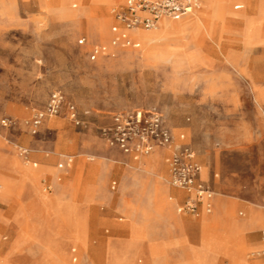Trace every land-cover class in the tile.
I'll return each instance as SVG.
<instances>
[{"label": "rangeland", "instance_id": "rangeland-1", "mask_svg": "<svg viewBox=\"0 0 264 264\" xmlns=\"http://www.w3.org/2000/svg\"><path fill=\"white\" fill-rule=\"evenodd\" d=\"M31 1L0 0V156L17 161L22 172L0 173V264L4 259L18 264H105L103 242L128 236L116 226L139 221L152 231L151 216L142 210L146 195L133 191L139 177L144 178L145 187L154 180L170 192L177 191L169 185L167 164L165 173L148 172L144 165L141 168L144 161L163 165L165 158L156 156V149L141 157L138 167L124 165L122 158L108 153L96 130L111 114L137 108L161 112L175 144L184 136L202 167L201 178L215 193V202L230 204L220 222L223 226L225 220L241 224L239 253L225 247L217 264H264V252L257 247L264 229V0H228L214 35L210 38L202 33L192 39L209 64L184 60L187 50L177 49L185 40L177 37L165 42L170 51L164 54L146 56L141 45L138 50L126 49L92 62L88 59L91 45L109 41L110 0H44L41 7ZM89 1L103 10L101 39L95 30L89 36L93 10ZM235 5L242 8L234 10ZM241 13L262 18L254 25L249 43ZM81 37L86 39L84 45L78 44ZM53 91L62 92L76 106L84 128L58 117L51 119L56 125L46 127L44 123L38 135L30 136L20 122L41 109ZM4 118L15 125L2 127ZM16 145L29 151L28 161L19 156ZM61 156L73 158L65 171L57 168ZM39 157L51 160L44 164L52 171L35 182L47 209L54 208L53 177L68 178L77 160L82 163L80 176L85 175L87 165L108 167L105 192L113 203L122 198V207L113 211L102 198L83 224V248L70 238L76 229L71 216L32 206L27 175L41 168ZM27 162L36 163L37 168ZM112 180L118 185L114 193L109 191ZM170 196L166 195L169 203ZM216 213L215 205L206 216ZM200 217L201 213L193 216ZM150 253L155 255L156 249L150 248ZM146 259L140 255L135 261L143 264ZM162 260L164 264H181L186 259Z\"/></svg>", "mask_w": 264, "mask_h": 264}, {"label": "crops", "instance_id": "crops-1", "mask_svg": "<svg viewBox=\"0 0 264 264\" xmlns=\"http://www.w3.org/2000/svg\"><path fill=\"white\" fill-rule=\"evenodd\" d=\"M227 1L228 0H200L201 5L198 13L195 16H188L189 18H183H187L180 24V26L183 27V33L181 29L179 30L177 24L168 21L160 25L157 31H143L144 34H142V32H139L142 30H138L135 32V34H133V38L140 43V48L141 45H143L145 55L148 56V54L158 55L167 53L168 51H170V49L168 48L165 42H167V40H169L171 37H177L180 40H185L177 49L180 51L187 50L184 55V60L188 62H195L198 64H209L207 61H205V58L199 53L194 43L191 41L193 38L202 33H205L210 38L214 35L215 26L218 25L220 22L221 16L223 15V12L226 8ZM31 2H33V4L38 3V6L40 7L44 4V0H33ZM110 2L112 3L110 6H112L113 9L115 7L122 6L124 0H110ZM89 6L93 9L91 16L93 30H95V32L97 30L96 33L101 39L104 36V32L101 29L99 21H101L100 15L101 13H103V10L97 8V6H94V4L92 5L90 1ZM74 7H76V5H74ZM241 8V5H235L233 7L234 10H240ZM262 9L264 15V7H262ZM240 15L243 16L246 22V30L244 34L246 42L249 43L250 39L252 38V32L255 29L254 25L258 23L262 18H259L257 20L253 17L247 18L246 16H244L243 13H241ZM115 24L116 22L114 21L113 16L110 13V27L108 29L109 39L111 37L110 28L112 25ZM241 34L243 33H237L239 37L241 36V38H243L244 35ZM188 39L190 40L188 41ZM123 51L125 50H118L117 53ZM221 67L223 73L224 67ZM51 119L52 118L45 119L42 123V126L44 123L46 127L56 125L57 121ZM109 123L110 117L102 126L107 125ZM165 125L171 130L172 133V129L169 127V125H167L166 123ZM83 128L84 127L80 129ZM97 129L98 127L96 128V130ZM179 139L181 140V143L175 144L173 136V144L170 148L157 149L154 152L156 156L165 158V163H163V165L162 162L160 165L157 164L156 160L144 161V163L142 162V165L145 166V169L148 172H151L154 169L161 173H165V165L167 164L169 174L168 164L171 153L175 149H178L183 145H188L192 148L189 143L184 142L183 135L180 136ZM106 148L110 155L122 158L125 161L123 162L124 165H136L138 167V163L143 159L141 157L123 155L122 153L116 150L109 149L107 146ZM38 160L41 162V168L34 172L35 179L31 175H27L30 177L31 183V190L28 191V193L31 200H33L32 206H37L41 211H45L46 213L57 214L62 211L66 215V217L71 216L76 229L70 238L73 243L77 244L81 248L85 247L86 239L82 231L83 224L86 220L89 219V216H91L93 212L97 210V207L101 202L102 198H106L105 200L109 203L113 211L116 209L117 206L122 207V198L121 201L117 200L113 203V198L108 196V194L105 192V172L107 171L108 167L105 165L101 166L97 164V167L95 169L96 173L94 172V177L93 174L91 175L89 173L90 165H87L84 167L85 175L82 174L84 176H80V167L82 166V163L80 160H77L75 169L73 170V172H71L68 178L62 180L61 176L57 174L58 179L56 180V178L52 176L53 180L55 179L54 186L56 192L53 193V196H51V200H55V202H60L61 206L59 208L47 209L42 205L40 201V194L37 191V186L35 182L41 174L50 173V171H52L47 165L44 164L51 160L44 159L41 157H39ZM70 166L71 165L65 166L62 169L58 167L57 168L58 170L65 171ZM20 170L21 169L18 167L17 161L9 157L4 158L3 156H0V173L8 175L12 173H22ZM199 178L202 182L209 185L207 180H203L201 178V171ZM143 179V177H139L136 179V188L133 192L146 195L145 208H143L142 210L144 211L145 216H151L152 231H147L145 229V225L143 223L141 224V222L139 221H132L127 226H116V230L119 231V233L123 232L128 236L126 239L103 242L102 246H104L105 248V264H122L120 259L124 258L125 256H128V258L130 257L131 259H133L135 264H142L141 261L139 263H136L135 261V259L140 255H144L147 257V261L144 264H164L162 259H186L185 261H181V264H217L218 259H222L221 254L225 247H232L235 254L239 253L240 245H243V242L239 237L241 224L234 220H225L226 223H224L223 226V223L220 222L221 217L224 216L225 211H227V208H229L230 204L223 200H217V202H215L214 199L213 209L211 213L213 212L215 205L217 213L214 214L212 217L206 216L210 215L211 213L207 214L204 211L203 206L198 207L197 215L180 212L179 208L182 207L189 198V196L185 192L174 188L169 184L171 188L177 190L175 192H170V190L166 186L158 185L154 180L150 183L148 187H145V182H143ZM123 183H125V181H123L122 184ZM117 187L118 185L115 180L110 181V192H116ZM168 193H171L173 195L169 197V201H171L172 203L166 201V195ZM116 198L120 199V196L118 195ZM173 202L175 203V212L173 211ZM222 202L226 204L225 209L223 208ZM220 211H222L223 213H221ZM200 213V218H193V216H199ZM180 215L184 216L181 217ZM119 220L122 221L121 218ZM233 224H236L235 229H233L232 227ZM263 230H261V232ZM261 239L262 242H259L257 247L262 248V251L264 252V239L262 235ZM14 246L15 245H13V247ZM150 248L156 249L155 255H151ZM72 253L74 254L75 250H72ZM2 262L3 264H18L14 261H9L5 259Z\"/></svg>", "mask_w": 264, "mask_h": 264}, {"label": "built area", "instance_id": "built-area-1", "mask_svg": "<svg viewBox=\"0 0 264 264\" xmlns=\"http://www.w3.org/2000/svg\"><path fill=\"white\" fill-rule=\"evenodd\" d=\"M200 0H124L122 6L112 9L115 25L110 28L111 37L106 44H93L88 52L92 62L114 57L118 50L139 49L140 43L133 38L138 30L149 31L157 27L163 19L178 21L191 16L200 8ZM85 37L78 40L84 45ZM62 117L76 128L84 127V122L76 106L68 101L60 91H53L41 109L33 110L31 115L20 122L25 131L35 136L39 133L45 119ZM4 128H11L15 121L4 118ZM99 137L109 149L123 155L146 157L156 149L170 148L173 144L171 130L165 125L164 116L155 109L137 108L118 111L110 115V123L97 129ZM21 158L28 161L29 151L15 146ZM62 169L73 162L70 156H61ZM169 184L189 198L180 212L198 214V207L210 214L213 209L214 191L200 180L201 167L193 149L183 145L175 149L169 158ZM49 190V187H46ZM264 239V230L261 232Z\"/></svg>", "mask_w": 264, "mask_h": 264}, {"label": "bare ground", "instance_id": "bare-ground-1", "mask_svg": "<svg viewBox=\"0 0 264 264\" xmlns=\"http://www.w3.org/2000/svg\"><path fill=\"white\" fill-rule=\"evenodd\" d=\"M96 2V0H93L92 1V3H95ZM202 3V2H201ZM199 11V9L197 10V11H195L191 16H189V17H192V16H195L196 14L195 13H197ZM188 17V18H189ZM215 17V16H214ZM187 19V18H186ZM186 19H184V20H180V21H176V22H174V21H171V20H166V19H163V20H161L160 22H159V24L157 25V27L156 28H154V29H152V30H158L159 29V27H160V25H162V24H164V23H166V22H168V21H170V22H173V23H175V24H177V27L179 28V30L181 29V31H182V33H183V27L182 26H180V24L183 22V21H185ZM93 27H91V32H90V34H89V36H91L92 34H93ZM149 31H151V30H149ZM96 32H97V30H96ZM140 33L142 32V34H144L143 33V31H139ZM186 33H188V32H186ZM142 40V39H141ZM27 165H31L33 168H36L37 167V165L36 164H31L30 162H27L26 163ZM96 167H97V163L96 164H94V165H92V166H90V170H89V173L92 175H94V172L96 171L95 169H96ZM141 168H143V165H142V167ZM141 168H140V171H142L141 170ZM96 173V172H95ZM201 173H202V168H201ZM29 175H31L34 179H35V177H34V175H35V173L33 172V173H30ZM208 176V175H207ZM87 177V176H86ZM94 177H95V175H94ZM96 179V178H95ZM57 180V179H56ZM87 180V179H86ZM223 203V208L225 209V203L224 202H222ZM46 206H48V205H46ZM52 206L54 207V208H59L60 206H61V203L60 202H55V200H53L52 201ZM204 221V220H203ZM233 229H235V227H236V224H233ZM140 254V253H139ZM136 255V254H135ZM121 260V262H122V264H135L134 263V261H133V259H131L130 257L128 258V256H125L124 258H122V259H120ZM144 264V263H143ZM150 264V263H149Z\"/></svg>", "mask_w": 264, "mask_h": 264}]
</instances>
